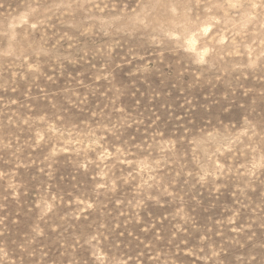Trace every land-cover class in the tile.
<instances>
[{"label":"rangeland","instance_id":"rangeland-1","mask_svg":"<svg viewBox=\"0 0 264 264\" xmlns=\"http://www.w3.org/2000/svg\"><path fill=\"white\" fill-rule=\"evenodd\" d=\"M0 264H264V0H0Z\"/></svg>","mask_w":264,"mask_h":264}]
</instances>
